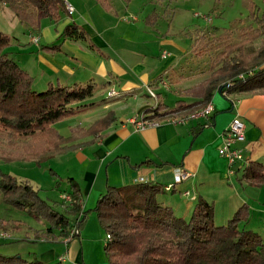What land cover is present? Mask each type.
Wrapping results in <instances>:
<instances>
[{
  "label": "crops",
  "instance_id": "obj_1",
  "mask_svg": "<svg viewBox=\"0 0 264 264\" xmlns=\"http://www.w3.org/2000/svg\"><path fill=\"white\" fill-rule=\"evenodd\" d=\"M66 2L74 12L65 21L62 19L64 28L72 21L77 22L93 42L106 49L108 54L105 56L102 50L97 52L86 40L60 38L64 28L60 29L58 24L62 20L57 23L49 21L47 25L48 37L54 39L55 43L59 41L60 50H45L47 44H43L41 39L39 44L33 43L32 37L38 34L31 33L29 43L35 47L33 54L37 62V76L47 79L48 84L95 83L94 96L85 102L86 105L79 112L63 121L67 122L66 135H71V144L77 145L74 149L66 150L63 162L68 166L66 172L71 174L70 178L75 182L80 179L78 185L83 195V210L93 207L110 185L122 186L146 181L160 183L164 187L174 185L171 190L160 194L159 198L172 206L178 215L189 217L199 196H203L215 205L224 203L226 208L223 207L222 215L226 216L224 219L231 218L237 201L246 202L248 199V195L240 191L233 194L236 186L233 178L238 179L244 164L249 160L264 163V90L228 96L216 91L211 100L214 111L208 118L185 115L163 117L150 121L155 124L140 128L136 120L146 108L154 104L150 102L152 98L147 93L148 89L153 85V89L163 93L161 86L164 85L158 84L161 77L171 69L177 70L184 65L178 55L166 50L156 53L147 50V43L152 42H159L164 49L165 46L181 49V45L174 40L157 36L155 32L163 11H169L171 4L167 0H151L155 6L153 11L159 15L152 28L144 26V18L148 13L140 18L134 14L136 16L133 19L125 17L127 22H134L132 28L117 30L119 33H116L114 23L119 20L120 3L128 6V0ZM105 2L111 5V9L106 8L103 4ZM24 26L27 31H31L29 26ZM153 30L155 36L151 33ZM128 34H133V38L127 37ZM41 35H44V31H41ZM28 50L31 51V48ZM164 52L168 53L165 57ZM179 79L174 84L176 88L184 87V90L195 85H184L181 81L183 78ZM102 87L107 92L114 89L121 96L105 97L106 91L100 90ZM179 99L187 104L196 100L182 96ZM127 108L132 109V115L122 116L121 112ZM111 111L115 113L116 120L107 129L94 133L78 131L80 128L88 129ZM236 117L245 124V137L237 142V146L242 149L246 160L231 165L221 155L220 149L229 125ZM206 122L209 124L201 128ZM64 127L65 124L57 128L61 131ZM146 161L149 163L146 164ZM177 168L188 173L189 178L175 183ZM187 191L190 192L188 195ZM249 192L253 191L250 189ZM62 208L66 210L64 206ZM250 220L241 226L260 232L249 226ZM68 239L59 240L64 244L63 248H59L60 252L57 248L48 250L53 258L47 264L54 260H62L65 264L83 262L81 242L76 237ZM0 254L12 255L13 252L5 249ZM57 255L58 258L55 257Z\"/></svg>",
  "mask_w": 264,
  "mask_h": 264
},
{
  "label": "trees",
  "instance_id": "obj_2",
  "mask_svg": "<svg viewBox=\"0 0 264 264\" xmlns=\"http://www.w3.org/2000/svg\"><path fill=\"white\" fill-rule=\"evenodd\" d=\"M167 1L170 4L174 0ZM0 3L11 8L19 20L35 33L41 32L43 20L57 23L71 15L66 0H0ZM103 4L111 9L109 3ZM158 17L154 11L146 22L153 25ZM258 20L261 23L259 28L244 31L243 41L229 42L215 55L210 77L180 92L184 97L196 100L187 104L178 99L172 114L204 108L216 91L228 96L264 90L263 50L254 59L255 62L259 60L258 64L244 53L245 42H254L264 36V14ZM60 38L86 40L92 48L96 47L75 21L65 26ZM217 39L196 37L193 54L200 57L219 47L217 42L222 38ZM11 43V35L0 31V133L8 138V144L22 141L26 150L35 144L33 149L42 159L52 158L61 147L74 149L77 145L71 144L72 137L60 135L55 125L86 105L85 102L95 94V83L62 85L50 82L46 90L36 91L33 89L34 77L8 56L6 49ZM44 49L56 52L61 49V44L46 45ZM168 109L166 103H159L146 108L142 115L144 119L154 121L165 117L163 111ZM115 120L116 115L111 111L88 129L80 128L78 131H103ZM207 124L209 122L201 128ZM0 177V192L5 202L25 210L36 219L47 220L50 223L48 233L53 238L70 237L74 228L79 230L74 237L80 235L90 209L81 215L83 195L73 178L67 180L72 204L62 212L42 198L29 182L19 181L5 172H0ZM238 180L243 186L264 187V163L249 160ZM165 190L166 187L160 183L140 181L122 186L110 185L101 194L91 210L96 211L106 232L104 250L109 264H264V234L241 226L250 219L247 203L240 206L228 222L217 224L213 202L199 196L187 218L160 200L159 196ZM54 229L59 230V236H54ZM0 264L44 263L39 259L27 260L19 254H0ZM50 264L65 263L56 260Z\"/></svg>",
  "mask_w": 264,
  "mask_h": 264
},
{
  "label": "rangeland",
  "instance_id": "obj_3",
  "mask_svg": "<svg viewBox=\"0 0 264 264\" xmlns=\"http://www.w3.org/2000/svg\"><path fill=\"white\" fill-rule=\"evenodd\" d=\"M128 2H130V0H128ZM170 4V8L169 5L167 6L169 11H163L160 21L156 26L158 30L155 32H157V36L167 37L168 39L174 40L178 45H181V49L168 46H165L164 49L163 47H160L159 42H152L147 43V50L152 51V53H156V51L163 52L166 50L173 55H178L184 65L178 67L177 70L171 69L169 71L170 73L168 72L163 75L164 77H161L158 84L159 86L164 85V87L161 86V91L163 93H158L153 89V85H151L149 89L154 92V96L149 89L147 93H149L148 95L152 98V101L150 100V102H154L153 106H156L159 103H164V100L167 101L165 103L169 106V109L166 112L163 111L165 117L183 115L192 117L197 115L195 113L201 111L203 108L187 113L172 114L171 111L174 109L177 100L180 96L184 97L180 93L183 91L184 87L176 88L174 84H176L181 77L183 78L181 81H183L184 85L192 83L196 86L210 77L212 72V60L224 45L229 42L243 41L244 31H248L252 28H259L261 26L258 19H261L264 14V1L174 0ZM120 5L121 10L118 15L119 20L114 23L116 33H119L117 30L128 29L129 27L132 28V23L134 22H130V20L127 22L128 20L126 21L125 17L133 19V17L138 15L140 18L143 14L148 13L144 18V20H146L147 17L154 12L153 9L155 7L151 3V0H133L129 4L127 3L128 6H124L123 2H121ZM131 14H133V16H131ZM68 17L69 16L65 17L63 20L65 21ZM63 20L58 24L60 29L64 28ZM49 21V19H45L42 22L43 30L41 31H44L43 36L41 35V32L35 33L31 32L32 30L29 32L27 31V27L24 26L25 24L19 20L12 9L7 5L0 3V31L9 34L12 37V43L6 49L9 52L8 56L18 62L23 69L35 77L33 89L36 91L46 90L48 80L37 76V62L34 60L35 55L33 54L35 47H32V44L29 43L31 39L30 35L31 33L38 34L34 36L39 38L37 43L34 41V37H32V41L35 44H39L40 39L43 44H59V41L55 43L54 39L51 40L47 35V29L49 27L47 25ZM144 24V26L148 25L150 28L153 26L146 21ZM155 32L154 30L151 32L153 36H155ZM126 36L130 39L133 38V34H128ZM201 36H206L208 38L214 37L215 39L222 38V40L220 42L216 41L219 43L217 45L219 47H215L199 57L193 54L192 49L196 37ZM88 37L91 42L94 43L89 35ZM94 45L96 46L95 50H102V52L105 53V56L108 54L106 49L98 47L95 43ZM28 48H31V51L28 50ZM143 50H145V47H143ZM262 50L264 52V36L257 41H247L244 43V53L248 54L249 59L254 63L259 61L255 62L254 59H257V56ZM97 52L99 51L97 50ZM164 53H166V55L168 54L167 52ZM187 53L188 55H186ZM165 56L163 55V57ZM181 71L182 74H180ZM155 84L156 83H154V85ZM101 86L102 85H98V87ZM100 90L101 92L104 90L106 91L105 97L108 96L110 98H115L121 96V93L116 96H109L108 93L113 89L107 92V89L102 87ZM131 111L132 109L127 108L121 112V114H123L122 116H130L132 115ZM64 120L58 122L59 124L57 123L58 125L56 124L57 126H55V128L58 130L57 127L62 128L65 124V129L58 131L60 135L70 137L71 135H66L67 122H63ZM8 141V138L0 133V172L11 174L19 181L29 182L33 185L34 189L39 191L42 198L48 200L59 211L65 212L62 207L64 206V208H67L68 206H71V202L69 203L65 198V194L70 195L69 192L71 191L70 185L67 183L71 174L66 172L68 166L63 162V154L67 153L66 148L61 147L60 151L55 152L50 159H42V156L37 150L33 149L35 144H32V149L29 148L26 150L23 149L22 141H18L15 144H8ZM77 169L78 165L76 166V170ZM185 180H182V182ZM233 181L236 185L233 189V194L240 191L241 193H244V195H248L246 202L237 201L236 210L244 203H247L250 207L251 218L249 226L258 229L264 234V187H244L236 177L233 178ZM79 182L80 179L78 178L76 183L80 184ZM250 189L253 192H249ZM62 192L66 193L62 194ZM235 199L238 200L237 197ZM81 203L83 209L84 204L82 200ZM95 206L96 203L93 204V207L89 208L90 211L88 212L87 220L83 228L80 229V235L76 237L82 244L83 262L80 264H109L104 250L107 242V235L100 224L96 211L91 210ZM223 207L226 208L224 203L215 205V220L217 224H225L228 222L227 219H224L226 216L222 215V211L224 210ZM84 211L85 210L82 211L81 215H83ZM49 227L50 223L47 220L36 219L25 210L7 204L2 192H0V252L8 249L10 252H13V254H19L27 260L39 259L44 264H47L53 258L48 250L50 248H57L60 252L59 248H63L64 244L59 242V240H66V237L53 238L52 234L50 235L48 233ZM53 234L54 236H59L60 232L59 230L54 229ZM67 238L70 239L72 236ZM55 257L58 258L59 255Z\"/></svg>",
  "mask_w": 264,
  "mask_h": 264
},
{
  "label": "built area",
  "instance_id": "obj_4",
  "mask_svg": "<svg viewBox=\"0 0 264 264\" xmlns=\"http://www.w3.org/2000/svg\"><path fill=\"white\" fill-rule=\"evenodd\" d=\"M68 8H69V12L72 13L74 9L69 5H68ZM34 41L37 43L39 41V38L34 37ZM163 55L165 56L166 53H164ZM149 90L154 96V92L151 89ZM108 94L111 97L119 95V93L114 89L110 91ZM213 111H214V106L212 102H209L199 113H197V115H194L192 117L203 116L205 118H208L213 113ZM136 123L138 124L140 128H143L149 124H155L154 122L150 123V121H148L147 119H144L143 115L138 117V119L136 120ZM244 137H245V124L239 117H236L232 121V123L229 125L225 133L224 142L220 149L221 155L226 157L229 160L231 165L241 163L246 160L242 149H240L237 146V142L240 140H243ZM189 176L190 175L188 173H185L180 168H177L176 175H175V183H181L182 180L188 179ZM172 187L173 185H169L166 187V189L171 190ZM186 193L189 194L190 192L187 191ZM65 196H66L65 198L67 199V201H69V203L71 202L72 204V197L66 194ZM78 233H79V230L77 228H74L71 231L72 238L74 237V235Z\"/></svg>",
  "mask_w": 264,
  "mask_h": 264
}]
</instances>
